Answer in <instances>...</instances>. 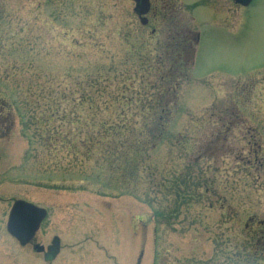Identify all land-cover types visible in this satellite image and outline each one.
<instances>
[{"label": "rangeland", "instance_id": "rangeland-1", "mask_svg": "<svg viewBox=\"0 0 264 264\" xmlns=\"http://www.w3.org/2000/svg\"><path fill=\"white\" fill-rule=\"evenodd\" d=\"M199 1L166 5L175 9V31H186L190 39L198 32L199 41L194 60L181 69L186 78L175 93L179 110L171 115L169 135L149 149V167L136 183L112 175L102 166L101 153L75 167L73 152L63 148L62 140L52 141L49 150L30 148L19 114L11 113L4 99L13 90L23 109H33L36 122L45 92H67L73 81H83L91 64L109 65L113 55L121 59L131 43L136 60L148 55L146 65L154 68L153 50L167 43L159 25L167 12L156 11L155 24L153 5L145 16L148 24L141 25L133 0H0V264H231L235 259L246 220H264V173L247 162L255 155L257 146L250 140L262 134L264 116V0L248 8L234 6L226 24L208 7L192 9ZM146 65L136 61L120 68L141 72ZM151 79L157 81L150 68L147 82ZM84 108L78 114L88 122ZM230 108L244 122L224 132L217 120L228 121ZM218 131L225 141L210 151L207 144ZM66 133L68 145L87 136L73 137L68 128ZM178 135L190 152L180 146ZM77 151L81 160L85 149ZM197 157L198 165L186 176L193 182L183 188L194 195L191 205L175 220L165 212L156 221L150 206L172 208L171 178L180 184ZM197 184L205 194H195ZM15 200L47 212L25 247L5 230ZM55 236L60 253L45 263L32 245L46 247ZM251 262L264 264V259L257 254Z\"/></svg>", "mask_w": 264, "mask_h": 264}, {"label": "trees", "instance_id": "trees-1", "mask_svg": "<svg viewBox=\"0 0 264 264\" xmlns=\"http://www.w3.org/2000/svg\"><path fill=\"white\" fill-rule=\"evenodd\" d=\"M161 11L167 12V15H162L160 19L159 15L154 16V19L156 23L159 19V25L162 28L160 34L165 35L167 43L159 46L157 50H153L156 54L152 58L155 69L149 64L146 65L147 62L150 63L148 55L142 53L140 59L136 60L135 50H133L135 44L131 43L128 47L129 51L126 54L123 53L124 56L122 55L121 59H117L113 55L111 57L113 61L109 65L101 62L91 64L83 81L79 83L76 80L73 81L67 92H45V96L42 98L41 114L36 122H34V115L31 112L33 109H23V102L16 101L17 94L13 90L8 92L7 100L3 99L10 112L15 109L19 114L22 134L29 135L30 148L35 146L49 150L52 141L62 140L63 148L67 152H73L71 154L74 157L73 165L75 167L82 166L83 162L91 160L93 155L101 153L102 166H105L112 175H117L125 182L137 183L140 181L142 174L149 167V149H155L169 135L171 115L179 110L174 107L176 104L175 93L180 82L186 78L181 69L192 61V43L187 32L184 31L180 34L179 31H175V17L171 9H162ZM136 61L146 65L141 72H138L137 68L130 70ZM130 63H132L130 69L121 70L122 65L128 66ZM150 68L156 73V82L152 79V82H147ZM71 71L73 69L68 71V76ZM135 82L138 83L137 86ZM23 100L27 101L25 97ZM83 105H86V108ZM66 106L69 111H66ZM79 108L80 110L84 108L87 112L88 122L85 121L86 118L79 116ZM212 109L213 107L210 110ZM103 114L107 117L102 116ZM229 117L237 120L236 117ZM231 126L225 125L221 131ZM66 128L71 130L70 135L72 134L73 137H80L82 132L87 136L82 140L76 138V144L68 145L67 133L63 134ZM178 137L181 140L178 142L180 146L184 147L186 153L190 152V144L180 135ZM221 141H225V139L220 132L213 141L207 144L209 150H215ZM250 141L257 148H255L253 160L247 162L256 165V172L261 171L264 163V158L260 154L261 142L259 141L261 138L258 140L252 138ZM175 145L177 146V144ZM79 148L85 149L81 160L78 159L80 153L77 149ZM198 160L197 157L194 163H189L186 175L182 180L180 179V184L177 178H171L173 187L170 191L176 194L172 208L166 211L167 209L163 207H153L152 209L150 206L156 221L157 217L164 216L165 212H168V219L175 220L179 210L191 205L189 199L194 195L185 194L183 188L193 182L191 179L186 180V176L189 177L188 173L191 172L189 168L194 164L197 166ZM95 178L97 179V177ZM111 189L113 188L111 187ZM199 189L200 186L197 184L195 194H205L202 190L199 193ZM243 227L245 239L235 246V259L231 261V264L234 262L235 264H252L251 261L257 254L264 259V220L249 217ZM240 249L242 251H239Z\"/></svg>", "mask_w": 264, "mask_h": 264}, {"label": "water", "instance_id": "water-1", "mask_svg": "<svg viewBox=\"0 0 264 264\" xmlns=\"http://www.w3.org/2000/svg\"><path fill=\"white\" fill-rule=\"evenodd\" d=\"M236 3L246 6L250 0H234ZM140 14V13H139ZM46 212L44 209L35 207L27 202L14 201L8 212L5 229L20 246H25L34 237L40 223L44 219ZM37 253H42L44 248L35 246ZM59 240L54 237L50 246L46 248L43 259L45 262L52 261L58 253Z\"/></svg>", "mask_w": 264, "mask_h": 264}, {"label": "flooded vegetation", "instance_id": "flooded-vegetation-1", "mask_svg": "<svg viewBox=\"0 0 264 264\" xmlns=\"http://www.w3.org/2000/svg\"><path fill=\"white\" fill-rule=\"evenodd\" d=\"M160 2H161V6L158 7V4H157L156 0H155V4L152 1L150 3V0H134L135 8L137 9L138 14L139 13L141 14V17L144 16L145 14L147 15L149 13V11L151 10V6H153V5H154V7H153V12H152V17L156 16V11L157 10L171 9V7H167L169 5H172L170 3V0H168L169 3H167L164 0H160ZM254 3H255L254 0H250L249 5L247 7H243V8H248L249 6L253 5ZM200 5L210 8L213 12H215L219 16H221L222 17L220 19L221 23L229 21L234 16V13H233L234 12V6H237L239 8L241 7L239 5H236L234 0H201V1L197 2V3H193V5H191V6H192V9H193V8H195L197 6H200ZM226 23H224V24H226ZM261 124H262V134H261V136L263 137V135H264V116L262 118V123ZM260 154L262 155V158H264V155L262 153L261 147H260ZM262 170H264V163L262 165ZM59 253H60V251L58 252V255H59Z\"/></svg>", "mask_w": 264, "mask_h": 264}]
</instances>
